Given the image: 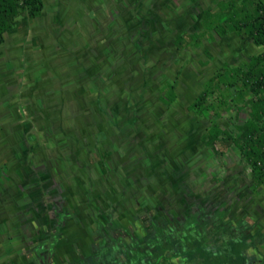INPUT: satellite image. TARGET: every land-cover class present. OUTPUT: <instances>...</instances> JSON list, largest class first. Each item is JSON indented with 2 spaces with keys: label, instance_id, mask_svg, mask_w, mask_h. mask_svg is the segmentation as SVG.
Instances as JSON below:
<instances>
[{
  "label": "rangeland",
  "instance_id": "rangeland-1",
  "mask_svg": "<svg viewBox=\"0 0 264 264\" xmlns=\"http://www.w3.org/2000/svg\"><path fill=\"white\" fill-rule=\"evenodd\" d=\"M43 2L42 16L0 46V264L25 248L21 176L36 162L55 172L85 224L147 222L172 183L219 199L235 221L244 215L264 235V186H253L242 146L219 144L220 154L204 146L214 118L190 110L224 63L237 67L263 51L235 34L197 41L203 12L224 0ZM147 17L154 24L138 40ZM175 81L177 99L167 106L161 96ZM240 111L218 123L243 124L248 109Z\"/></svg>",
  "mask_w": 264,
  "mask_h": 264
},
{
  "label": "flooded vegetation",
  "instance_id": "flooded-vegetation-1",
  "mask_svg": "<svg viewBox=\"0 0 264 264\" xmlns=\"http://www.w3.org/2000/svg\"><path fill=\"white\" fill-rule=\"evenodd\" d=\"M36 170L45 173L35 178L47 182L42 194L29 189L23 194L25 248L11 264H206L210 253L223 258L232 249L247 256L246 264H258L264 235L244 215L235 221L219 199L204 200L171 183L154 199L147 222L131 217L117 223L109 217L92 226L70 205L68 190L53 182L55 172L30 168ZM192 245L196 248L189 249Z\"/></svg>",
  "mask_w": 264,
  "mask_h": 264
},
{
  "label": "trees",
  "instance_id": "trees-1",
  "mask_svg": "<svg viewBox=\"0 0 264 264\" xmlns=\"http://www.w3.org/2000/svg\"><path fill=\"white\" fill-rule=\"evenodd\" d=\"M44 8L43 0H0V46L5 43L7 34L24 29L31 20L40 18ZM151 24H154V21L147 17L142 28L135 34L138 40L146 39L145 35L149 32H145ZM202 28L203 32L195 36L197 41L210 33H215L222 38L229 34H235L263 49L261 53L251 56L240 66L234 67L232 64L224 63L219 71L204 84L202 92L190 106V110L196 114H211L214 118L201 137L203 145L211 147L216 154H220L217 149L219 144H226L230 147L242 146L243 157L254 173L253 186L259 188L264 186V0H224L213 12L212 10L203 12ZM175 42L176 46L181 49L184 42L183 35H177ZM176 87L177 81L168 83L161 96V100L167 106H171L177 99ZM242 104L248 109L246 121L243 124H234L233 127L224 129L218 123L223 113L227 110H235L240 113ZM32 138H36V136L33 135ZM29 140V138L21 140L24 149ZM38 149L33 147L32 154L40 153V149L37 151ZM36 163L37 166L26 164L29 167L50 168L47 164ZM100 165L105 168L103 162H100ZM29 167L26 169L30 171L31 167ZM44 173L41 170H36L23 175V178L21 176L22 186L20 188L22 192L29 189L34 196L37 193L42 194L41 189L47 181L46 179L45 181L40 178L36 179L35 176L42 177ZM31 179L34 181L33 183H31ZM53 182L64 190L56 177ZM194 248L196 245H192L189 249ZM242 253V251L232 249L223 258H215L213 253H210L205 263L246 264L247 256ZM151 264L155 263L151 262ZM258 264H264V254L262 253H259Z\"/></svg>",
  "mask_w": 264,
  "mask_h": 264
},
{
  "label": "crops",
  "instance_id": "crops-1",
  "mask_svg": "<svg viewBox=\"0 0 264 264\" xmlns=\"http://www.w3.org/2000/svg\"><path fill=\"white\" fill-rule=\"evenodd\" d=\"M264 249L263 248H261V251H263ZM0 255H1V253H0ZM12 260H14V258L12 259Z\"/></svg>",
  "mask_w": 264,
  "mask_h": 264
}]
</instances>
